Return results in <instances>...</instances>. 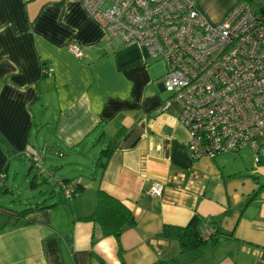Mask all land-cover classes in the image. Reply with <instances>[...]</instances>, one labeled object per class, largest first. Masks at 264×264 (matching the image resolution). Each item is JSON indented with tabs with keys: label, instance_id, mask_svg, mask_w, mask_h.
Wrapping results in <instances>:
<instances>
[{
	"label": "crops",
	"instance_id": "0c3cea01",
	"mask_svg": "<svg viewBox=\"0 0 264 264\" xmlns=\"http://www.w3.org/2000/svg\"><path fill=\"white\" fill-rule=\"evenodd\" d=\"M191 1L212 22L238 2ZM69 42L81 46L78 56ZM159 60L110 37L81 0H0V170L7 166L0 195H19L6 180L22 168L28 180L29 147L40 154L61 147L59 155L73 166L96 144L111 150L103 168H97L99 154L88 179H54L50 192L61 198L15 200L24 205L20 210L48 207L16 224L0 218L1 264H264V167L236 157L242 148L214 158L191 155L179 104L164 108L171 94L164 95ZM34 132L42 147L31 140ZM42 168L45 183L58 166ZM66 178L83 192L67 197L59 189ZM152 183L163 186L161 196L146 193ZM99 189L133 214L135 223L124 225L119 238L79 219L93 211ZM195 215L203 237L216 226L215 243L181 251L177 241L162 237L165 226L183 227ZM220 245H226L221 254Z\"/></svg>",
	"mask_w": 264,
	"mask_h": 264
},
{
	"label": "built area",
	"instance_id": "2783aa9c",
	"mask_svg": "<svg viewBox=\"0 0 264 264\" xmlns=\"http://www.w3.org/2000/svg\"><path fill=\"white\" fill-rule=\"evenodd\" d=\"M88 15L125 46L139 45L161 58L160 82L180 107L188 148L194 158L248 147L257 163L264 158V0H238L212 22L191 0H81ZM67 49L75 56L81 46ZM47 74L50 72L45 70ZM35 163L41 154L31 147ZM3 175L0 173V188ZM60 184V183H59ZM63 190L70 196L71 187ZM152 183L146 193L161 196ZM213 232L206 231L205 237ZM1 264V262H0Z\"/></svg>",
	"mask_w": 264,
	"mask_h": 264
},
{
	"label": "trees",
	"instance_id": "16d2710c",
	"mask_svg": "<svg viewBox=\"0 0 264 264\" xmlns=\"http://www.w3.org/2000/svg\"><path fill=\"white\" fill-rule=\"evenodd\" d=\"M47 72L43 71V75H46ZM110 149H105L101 151V156L98 159L97 168H103L105 166V162L107 157L110 154ZM38 153V152H37ZM27 158L31 161L33 168L35 162L27 156ZM6 167L5 166L0 173L3 177L6 175ZM33 179V178H32ZM34 182L31 181L30 185H33ZM70 184V196L67 197H75L78 194L82 193L84 190L83 185L79 184L77 181L72 180L71 178L62 179L60 181L59 189L63 190V185L68 186ZM5 187L2 178V185L0 191ZM48 207V205H41L37 207H28L23 208L22 210L11 209L5 207L0 204V218L7 217L9 220H13L16 222H23V218L25 215L32 210H41L43 208ZM81 220L92 221L96 225L99 226L102 235H114L116 238H119L121 230L124 225H133L135 220L133 218V214L122 204L117 198L111 196L103 190H97L95 197V205L93 211L82 218ZM201 219L198 216H193L188 224L183 227L176 226H165L162 231V237L175 240L178 242L181 251L187 250H195L203 247L206 243H215L217 240V234L219 233L218 229L215 225L211 224V228H213V232L208 237H203L200 234L199 226ZM155 264H168L164 260H158Z\"/></svg>",
	"mask_w": 264,
	"mask_h": 264
},
{
	"label": "rangeland",
	"instance_id": "374dc122",
	"mask_svg": "<svg viewBox=\"0 0 264 264\" xmlns=\"http://www.w3.org/2000/svg\"><path fill=\"white\" fill-rule=\"evenodd\" d=\"M260 10H264V5H262ZM159 59H160L159 61H156V69L160 75L163 72V70L166 68H165V64L162 61V59L161 58ZM168 93L169 92L166 91L164 95L167 96ZM35 136H37V133L34 132L31 140L34 141L36 145H39L40 147H42L43 145L42 138H39L37 136V140H35L36 139ZM90 148H92V151L91 153H89L88 158H81L78 161V163L74 166L68 160L62 157L63 154L59 155V153H64V150H62L61 147H60V150H58V148L52 149L50 153L49 151H46V153L41 154V159L34 164V168L31 170V172H29L26 175L28 180H26L25 182H23L22 174L24 172L26 173L27 168H22L21 172H17L18 173L17 176H15L17 173L14 174L13 171H9L6 184L7 186L13 189L14 193H17L19 195L14 196L10 193H2L0 195V203L4 205L5 207L20 210L21 207H24V205L23 204L20 205L19 202L15 200L25 199L28 201L27 203L30 202L34 204L35 202L41 203L43 200H46V202H51L53 200L61 198L62 197V194H60L61 192L56 191L57 192L56 194H54V192L51 194L50 192L54 186L53 180L54 179L56 180L60 177H74L73 175H77V174L79 176H82L83 180L88 179V177H90L93 173L94 162L96 161L99 154L101 153L102 145L96 144L94 148L93 147H90ZM228 154H231V153H228ZM235 156L239 158L242 157L243 159H245L247 163L252 165V167L253 166L264 167V163H257L254 159L253 152L250 151L246 147L242 148L240 151V154H235ZM50 165L58 166V168L55 169V176L46 177L47 181L44 183V181H42V178L45 175L43 174L38 175V174L43 172L42 166L46 168L47 166H50ZM47 171H50V170L47 169ZM33 177H35L36 179L38 188L42 189V191L44 192L42 196H38L36 193L37 185L35 188L30 187L29 182L31 178ZM260 181H264V178L260 177ZM221 251L222 252L226 251V245H220L218 247V252H220V254L222 253Z\"/></svg>",
	"mask_w": 264,
	"mask_h": 264
},
{
	"label": "water",
	"instance_id": "95a60500",
	"mask_svg": "<svg viewBox=\"0 0 264 264\" xmlns=\"http://www.w3.org/2000/svg\"><path fill=\"white\" fill-rule=\"evenodd\" d=\"M32 169H33V165L30 166V168H29V172H30Z\"/></svg>",
	"mask_w": 264,
	"mask_h": 264
}]
</instances>
